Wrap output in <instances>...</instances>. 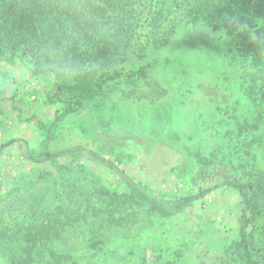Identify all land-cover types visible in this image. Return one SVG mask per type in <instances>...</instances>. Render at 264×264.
<instances>
[{
	"label": "rangeland",
	"instance_id": "1",
	"mask_svg": "<svg viewBox=\"0 0 264 264\" xmlns=\"http://www.w3.org/2000/svg\"><path fill=\"white\" fill-rule=\"evenodd\" d=\"M197 1L151 0L128 13L118 24L130 42L113 68L56 51L51 34L30 22L0 27L4 56L13 33L28 37L27 64L48 56L79 102L56 125L49 148L86 149L29 159L42 151L39 123L52 124L65 106L49 101L46 75L32 74L19 57L0 60V148L14 141L0 152V264H245L238 254L243 196L222 185L212 163L260 181L251 231L264 253V18L253 15L264 13V1L216 4L186 20ZM78 74L87 76L82 91ZM89 151L164 208L174 196L197 193L201 174L212 191L166 216Z\"/></svg>",
	"mask_w": 264,
	"mask_h": 264
},
{
	"label": "trees",
	"instance_id": "2",
	"mask_svg": "<svg viewBox=\"0 0 264 264\" xmlns=\"http://www.w3.org/2000/svg\"><path fill=\"white\" fill-rule=\"evenodd\" d=\"M243 1L245 0H198L195 7L187 14L186 20L201 12L211 10L214 12L216 4L221 6L222 4H236ZM148 2L151 0H0V27L6 29L16 27L20 22L24 24L30 22L32 23L30 26L34 29L45 30L51 34L53 38L49 41H52L56 51L63 50L66 53L68 51L73 57L88 63L90 67L92 64L100 63L113 68L122 56V51L124 52L130 42V31L123 24L118 23H121L128 13L129 15L134 13L138 6L147 5ZM226 12L223 9L220 10V13L223 14L222 18ZM253 15L259 16L257 19L264 18L263 12L258 14L256 12ZM182 23L183 20H180L177 26ZM175 28L176 26L173 29ZM6 50L8 56H4V51L0 50V60L12 61L19 57L32 74L46 75L51 84V93L48 95L49 101L62 103L65 106L62 114L52 124L39 123L41 130L44 131V139L41 143L42 151L39 157L29 156V159L33 162L44 163L63 156H74L86 150L83 146L58 151L49 148L56 125L66 113L74 111L79 106V102L75 99L72 88L60 85L58 71L49 63L48 56L43 54L36 57L34 61H30L29 66L27 64L28 59L33 54L32 41L17 33H13ZM116 57H118L117 60ZM113 61H115L114 64H112ZM85 79L87 81V76L84 74H78L75 77L77 91L84 89ZM52 94L56 96L52 98ZM13 142L3 144L0 152ZM89 153L106 167L115 171L136 199L148 203L153 209L166 216H174L183 212L196 201L205 199L212 191V188H207L206 179L208 177L201 174L194 184V187L198 189L197 193L187 197L174 196L168 208H164L161 206L158 197L151 194L147 187L133 181L114 162L98 156L93 151H89ZM207 167L212 169L214 176L221 175L223 177V186L234 188L243 196L239 227V256L245 264H264V253L257 252L251 231L259 217L257 202L261 191L260 181L247 172H242L240 179H236L231 168L220 163H212ZM203 181L204 184H202Z\"/></svg>",
	"mask_w": 264,
	"mask_h": 264
}]
</instances>
